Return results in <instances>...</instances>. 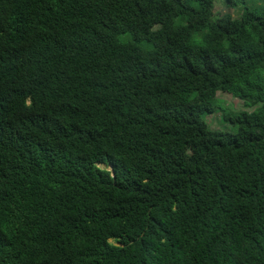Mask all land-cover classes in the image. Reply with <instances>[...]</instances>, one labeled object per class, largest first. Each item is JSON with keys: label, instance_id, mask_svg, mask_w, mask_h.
<instances>
[{"label": "trees", "instance_id": "trees-1", "mask_svg": "<svg viewBox=\"0 0 264 264\" xmlns=\"http://www.w3.org/2000/svg\"><path fill=\"white\" fill-rule=\"evenodd\" d=\"M222 2L0 0V264H264V0Z\"/></svg>", "mask_w": 264, "mask_h": 264}, {"label": "rangeland", "instance_id": "rangeland-1", "mask_svg": "<svg viewBox=\"0 0 264 264\" xmlns=\"http://www.w3.org/2000/svg\"><path fill=\"white\" fill-rule=\"evenodd\" d=\"M215 13L218 16H222L226 13H230L233 17H237L239 9L228 8L222 0H215ZM216 99L219 103H216V109L214 113L207 114L206 120L210 127L214 130H221L226 132H237V127L231 124L229 121L223 120L222 113H239L242 111L252 112L257 106H247L245 101L234 97L228 92H217ZM105 168V165H101ZM110 170V167H108Z\"/></svg>", "mask_w": 264, "mask_h": 264}, {"label": "clouds", "instance_id": "clouds-1", "mask_svg": "<svg viewBox=\"0 0 264 264\" xmlns=\"http://www.w3.org/2000/svg\"><path fill=\"white\" fill-rule=\"evenodd\" d=\"M109 171H112V168H110V170Z\"/></svg>", "mask_w": 264, "mask_h": 264}]
</instances>
